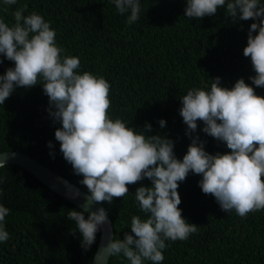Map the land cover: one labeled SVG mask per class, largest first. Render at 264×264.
Listing matches in <instances>:
<instances>
[{"label": "trees", "instance_id": "16d2710c", "mask_svg": "<svg viewBox=\"0 0 264 264\" xmlns=\"http://www.w3.org/2000/svg\"><path fill=\"white\" fill-rule=\"evenodd\" d=\"M259 3L264 6V0ZM141 4L140 17L131 25L130 12L118 14L113 0H16L11 5L0 0V19L13 26L14 13L26 5L25 16L36 12L50 22L56 45L65 50L61 58L79 57L78 74L90 72L111 85L109 118L146 136L171 139L177 159L183 160L197 136L209 154L230 153L226 143L203 132V121H197V130L189 137L180 115L181 98L191 89L210 91L217 77L229 90L243 79L264 97V87H256L250 79L256 75L251 59L243 54L255 20L227 16L226 5L213 16L195 19L185 16L187 0H141ZM0 60V75L15 67L3 54ZM43 83L38 78L36 86L17 87L0 105V154L30 155L88 192L81 183L83 176L75 174L60 151L55 132L62 123L50 115ZM161 120L166 121L163 128ZM149 124L151 131L146 128ZM201 179L202 175L189 172L185 181L178 182L182 216L199 227L187 240L166 241L162 264H264V209L246 217L226 213L211 194L202 192ZM142 186L152 187V182L145 178L128 185L126 196L102 203L111 216L115 239L123 240L131 232L132 216L147 218L135 199ZM0 189V204L10 209L5 218L10 239L0 242V264H92L101 230L85 250L76 222L68 219L69 210L82 209L14 164L0 169ZM109 264L130 262L121 254L111 257Z\"/></svg>", "mask_w": 264, "mask_h": 264}, {"label": "clouds", "instance_id": "9594fccd", "mask_svg": "<svg viewBox=\"0 0 264 264\" xmlns=\"http://www.w3.org/2000/svg\"><path fill=\"white\" fill-rule=\"evenodd\" d=\"M15 3L16 0H4L6 5ZM113 3L118 14L130 12L129 25L139 19L141 0ZM225 5L229 17L260 20L259 25H251L243 54L250 57L256 73L250 78L252 83L264 87V6L259 0H187L185 16H213ZM26 9L25 5L14 13L15 24L11 27L0 19V54L15 63L14 68L0 75V105L17 87L36 86L38 78L44 81L50 115L62 123L55 132L60 151L75 174L83 176L81 183L89 192L82 211H68V219L76 222L82 234L85 250L95 242L102 226L110 223L105 209L93 211L94 205L111 204L114 198L129 193L128 185L145 178L152 187L137 188L135 199L147 218L132 216L131 232H126L123 240L111 239L104 246L105 260L122 254L130 264H162L166 241H184L197 232L199 226L187 222L179 208L182 201L178 182L185 181L189 172L202 175V192L211 194L226 213L235 211L246 217L264 209V97L256 95L253 87L240 79L229 90L220 86L221 79L217 77L210 91L191 89L181 98L180 115L188 126L189 137L197 130V121H203V132L226 143L231 150L228 154H209L197 136L181 161L175 156L171 139L146 136L120 119H110L109 82L90 72L78 74L79 57L62 59L65 50L56 45V32L50 22L36 12L25 16ZM159 123L162 128L166 126L164 120ZM146 128L151 131L150 124ZM6 166L7 161L0 160V169ZM9 214L10 209L0 204V242L10 239L5 227Z\"/></svg>", "mask_w": 264, "mask_h": 264}, {"label": "water", "instance_id": "95a60500", "mask_svg": "<svg viewBox=\"0 0 264 264\" xmlns=\"http://www.w3.org/2000/svg\"><path fill=\"white\" fill-rule=\"evenodd\" d=\"M256 24H260L259 19H254ZM3 155L0 157V160L7 161V165L14 164L24 168L27 172L31 173L38 180H40L45 186L50 188L53 192L66 199L70 203L76 205L81 208V205L85 202V198L89 195L88 192L83 190L81 187L73 184L65 177L61 176L57 172L51 170L46 165L39 162L37 159L33 158L30 155L23 154L15 151H7L1 153ZM76 197V198H73ZM104 208L108 220L110 223L105 224L101 228V237L99 241V245L97 248V252L93 259L92 264H109L111 257H108L105 260L104 254V246L111 240L115 239V229L113 226V222L111 216L109 215V211L105 208L102 203L95 204L93 207V211L97 208Z\"/></svg>", "mask_w": 264, "mask_h": 264}, {"label": "bare ground", "instance_id": "6f19581e", "mask_svg": "<svg viewBox=\"0 0 264 264\" xmlns=\"http://www.w3.org/2000/svg\"><path fill=\"white\" fill-rule=\"evenodd\" d=\"M68 164V163H67Z\"/></svg>", "mask_w": 264, "mask_h": 264}]
</instances>
